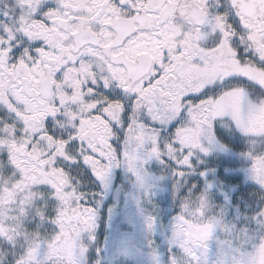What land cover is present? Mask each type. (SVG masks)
<instances>
[{
	"label": "snow or ice",
	"instance_id": "snow-or-ice-1",
	"mask_svg": "<svg viewBox=\"0 0 264 264\" xmlns=\"http://www.w3.org/2000/svg\"><path fill=\"white\" fill-rule=\"evenodd\" d=\"M0 264H264V0H0Z\"/></svg>",
	"mask_w": 264,
	"mask_h": 264
}]
</instances>
